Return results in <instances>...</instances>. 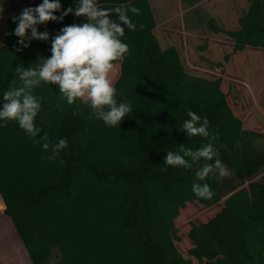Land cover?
<instances>
[{"label":"trees","instance_id":"obj_1","mask_svg":"<svg viewBox=\"0 0 264 264\" xmlns=\"http://www.w3.org/2000/svg\"><path fill=\"white\" fill-rule=\"evenodd\" d=\"M13 17L7 21L6 42L0 47V103L10 82H19L16 68L22 65L27 69L37 63L54 37L49 34L48 41L32 40L28 48L17 52L20 45L14 35L17 25ZM134 24L136 30L122 38L131 54L123 60L114 84L121 93L118 102H130V116L122 120L120 127L106 126L89 106L79 101L69 106L59 90L42 83L34 93L42 98V111L36 118L41 132L35 141L47 134L52 144L66 139L69 147L54 159L51 150L46 151L45 166L57 167L56 177L46 183L29 180L32 193L8 204L5 214L29 246L33 242L31 213L52 197H59L72 211L80 206L87 192L106 201L111 189H116L117 204L107 226L134 264H193L175 245L179 240L175 221L187 204L197 202L211 208L220 202L222 194V201L244 227L246 252L238 254L239 264H264V192L257 190L253 197L234 194L227 201L218 175L221 194L216 177L197 180L195 171L203 161L191 170L164 164L168 151L177 152L180 145L197 150L208 142L199 136L188 138L177 129L188 119V110L207 118L209 131L218 133L214 147L237 172L244 170L245 157L260 155L259 134L246 129L234 114L221 89V77L207 80L191 76L175 47L162 49L150 28ZM210 25L217 34L235 42L234 52L246 47L264 49V0H251L236 30L217 29L212 22ZM3 137L4 127H0V140ZM194 182L208 183L214 197L197 198L192 191ZM95 264L103 263L96 259ZM205 264L229 263L218 258Z\"/></svg>","mask_w":264,"mask_h":264},{"label":"rangeland","instance_id":"obj_2","mask_svg":"<svg viewBox=\"0 0 264 264\" xmlns=\"http://www.w3.org/2000/svg\"><path fill=\"white\" fill-rule=\"evenodd\" d=\"M100 1L103 8L120 4L139 8L142 13L139 16L128 13L132 22L150 28L162 49L175 47L188 74L207 80L222 78L221 89L234 114L246 129L260 136V155L245 157L243 171H235L218 151L230 171L228 177H219L228 195L226 199L228 201L234 194L253 197L257 190L264 192V49L246 47L244 51L234 52L235 42L224 34H217L210 25L212 22L215 28L226 31L238 29V21L247 12L251 0ZM77 2L60 0L62 9L55 15L59 17L69 7L75 10ZM41 3L42 0H0V47L6 42L8 19ZM83 22H86L84 17L69 14L61 22L48 23V29L46 25H39L38 30L55 36L63 27ZM124 28V37H128L131 31ZM50 56L51 45L43 57ZM120 73L121 67L112 74L114 84ZM245 78H248L247 84ZM51 86L59 90L58 86ZM45 162L46 151L41 144L27 136L16 122L4 127V137L0 140V197L7 205L32 193L29 180L46 183L56 177L58 168L49 169ZM216 178L221 194L220 181ZM117 195V190L111 189V196L103 201L98 195L87 192L80 206L72 211L54 196L33 211V242L29 244L33 262L95 264L98 259L103 264H134L107 226L117 204ZM222 200L221 194L220 202L211 208L197 202L187 204L175 221L179 231L175 245L193 264H205L218 258L229 264H239L238 254L246 252L243 223ZM4 209L0 199V217Z\"/></svg>","mask_w":264,"mask_h":264},{"label":"clouds","instance_id":"obj_3","mask_svg":"<svg viewBox=\"0 0 264 264\" xmlns=\"http://www.w3.org/2000/svg\"><path fill=\"white\" fill-rule=\"evenodd\" d=\"M61 9L60 0H42L38 6L25 8L18 17H13L17 25L14 35L19 38L20 45L15 49L17 52L28 48L32 40H49V33L39 32L38 25L61 22L69 14L77 18L84 17L86 21L65 26L52 37L49 58L39 57L38 62L27 69L18 66L16 76L19 82L12 80L8 90L3 93L0 103V122L3 123H0V127L16 122L33 140L41 132L36 118L42 111V98L34 93L42 83L58 86L61 98L69 106L75 105L77 101L89 106L96 118L106 126L120 127L122 120L132 113L130 102H118L117 96L121 93L117 92L111 76L131 54L129 46L122 39L125 35L124 26L130 31H135L137 26L128 13L139 16L141 10L124 4L103 8L99 6L98 0H78L75 10L69 7L58 17L55 13ZM140 27L142 29L143 25ZM57 108L63 110L59 103ZM186 115L188 119L183 121L182 128L177 129L188 138L199 136L208 142L197 150L180 145L177 152H167L164 164L191 170L194 164L203 161L195 171L198 181H206L217 175L228 177L230 171L214 147L218 133L213 135L209 131L207 118L202 119L191 110ZM37 142L41 143L42 150H51L53 159L69 147L66 139L52 144L47 134ZM192 191L199 199L211 200L215 195L206 182H194Z\"/></svg>","mask_w":264,"mask_h":264},{"label":"crops","instance_id":"obj_4","mask_svg":"<svg viewBox=\"0 0 264 264\" xmlns=\"http://www.w3.org/2000/svg\"><path fill=\"white\" fill-rule=\"evenodd\" d=\"M98 4L101 6L100 0H98ZM48 23L46 24L45 29L50 27ZM38 27L40 26L38 25ZM0 199L5 203L6 209L7 204L5 199L3 197H0ZM0 219V223H2V225H0V264H35L30 256L29 246L20 238L11 218L5 213H2Z\"/></svg>","mask_w":264,"mask_h":264}]
</instances>
